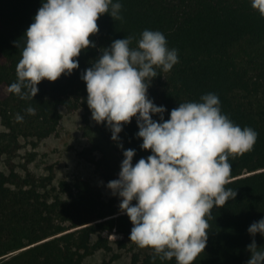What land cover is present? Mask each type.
I'll return each mask as SVG.
<instances>
[{
    "label": "trees",
    "instance_id": "obj_1",
    "mask_svg": "<svg viewBox=\"0 0 264 264\" xmlns=\"http://www.w3.org/2000/svg\"><path fill=\"white\" fill-rule=\"evenodd\" d=\"M119 3V18L107 13L98 18L99 31L89 37L93 46L82 50L77 58L78 69L54 82L41 81L34 98H21L8 87L17 81L16 66L26 39L23 36L42 0H0V117L10 129L0 134V160L20 148L21 137L41 141L55 134L63 118L62 109L82 110L92 117L86 84L81 79L83 71L112 41L131 36L130 47H136L143 30H158L178 55L171 70L156 68L157 76L148 88L149 98L165 106L164 119L179 103L200 102L204 94L213 93L223 114L258 134L250 151L229 156L232 169L225 187L236 190L237 195L211 210L205 250L192 262L247 264V245L253 239L247 229L264 217V16L253 9L251 0ZM29 107L35 112H27ZM17 114L23 119L17 120ZM153 119L159 120V116ZM97 125L117 151L136 150L134 164L151 154L140 147L135 118L124 125L118 142L111 139L104 123ZM90 154L85 158L94 164L100 180L108 183L118 178L105 157ZM51 180L38 179L31 172L23 176L12 163L7 173L0 170V264H84L97 249L113 250L105 233L130 236L133 225L119 208L120 198L106 199L100 187L88 180H62L58 188L49 189ZM254 239L257 247L264 248V236L257 233ZM119 244L125 246L123 241ZM131 264L177 261L174 257L161 259V254L149 248L144 257L134 253Z\"/></svg>",
    "mask_w": 264,
    "mask_h": 264
},
{
    "label": "clouds",
    "instance_id": "obj_2",
    "mask_svg": "<svg viewBox=\"0 0 264 264\" xmlns=\"http://www.w3.org/2000/svg\"><path fill=\"white\" fill-rule=\"evenodd\" d=\"M251 5L264 16V0H251ZM120 8L119 0H42L24 33L17 81L8 91L34 98L41 81L70 75L79 67L81 51L93 46L89 37L99 31L98 18L105 13L119 18ZM131 40L112 41L81 75L92 119L104 123L118 142L124 125L135 118L140 147L151 153L133 164L136 150L118 143L123 159L118 178L107 188L120 198L119 208L133 225L130 241L161 254V259L192 264L205 250L211 210L237 195L225 187L232 169L229 156L250 151L258 134L223 114L213 93L200 102L179 103L165 120V106L149 98L148 88L157 67L167 72L178 62L177 50L167 46L158 30H143L136 47H130ZM16 119L23 117L17 114ZM247 231L253 237L247 264H264V248L254 239L257 233L264 236V217Z\"/></svg>",
    "mask_w": 264,
    "mask_h": 264
},
{
    "label": "rangeland",
    "instance_id": "obj_3",
    "mask_svg": "<svg viewBox=\"0 0 264 264\" xmlns=\"http://www.w3.org/2000/svg\"><path fill=\"white\" fill-rule=\"evenodd\" d=\"M7 90H2L5 93ZM63 118L55 134L38 141L34 138L19 139L20 148L13 154L5 155L0 160V170L8 172L10 163L15 165L16 171L23 176L31 172L38 179L51 177V188H58L62 180L72 181L84 179L100 187L106 199L119 198L107 188V183L100 180L95 173L94 164L85 156L96 158L105 157L113 170L119 174L123 153L112 147L103 130L91 116L84 111L70 112L62 109ZM10 129L0 117V134L9 133ZM84 152L85 155H84ZM134 164V163H133ZM111 242L112 251L97 249L86 257L84 264H131L132 255H146L149 248H140L135 242L130 241V236L125 237L116 233H105ZM97 236H93L95 242ZM123 241L124 247L119 242Z\"/></svg>",
    "mask_w": 264,
    "mask_h": 264
}]
</instances>
